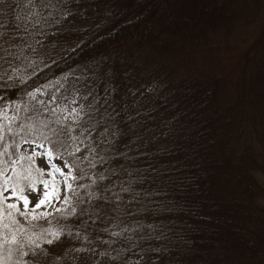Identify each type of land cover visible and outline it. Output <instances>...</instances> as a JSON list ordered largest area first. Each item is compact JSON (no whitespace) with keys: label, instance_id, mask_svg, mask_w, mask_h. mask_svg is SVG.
<instances>
[{"label":"trees","instance_id":"1","mask_svg":"<svg viewBox=\"0 0 264 264\" xmlns=\"http://www.w3.org/2000/svg\"><path fill=\"white\" fill-rule=\"evenodd\" d=\"M22 2L0 0V264H264V0ZM72 107L98 121L81 151L109 133L91 170ZM24 142L98 195L81 174L59 211L7 210L39 173Z\"/></svg>","mask_w":264,"mask_h":264},{"label":"rangeland","instance_id":"2","mask_svg":"<svg viewBox=\"0 0 264 264\" xmlns=\"http://www.w3.org/2000/svg\"><path fill=\"white\" fill-rule=\"evenodd\" d=\"M27 0H23L22 3H25ZM26 2L27 8L35 10V14L38 15L36 20L40 21L43 19V22H47L50 17V12L46 13V10L49 6L48 0H28ZM35 4L37 7H35ZM24 6V4H23ZM25 7V6H24ZM38 9V10H36ZM50 11V8H48ZM40 11V12H37ZM29 13H32L30 10ZM42 27V26H41ZM22 152L31 157L34 167L38 170V174L32 177L34 182L31 186H26L25 190H22L20 193H16V196L12 195L13 190L10 187H6L2 193L3 202L7 206V210L10 209V204H15L16 211L30 214L32 211L37 213H51L57 210L60 206L64 205L67 200V190L68 185V176H62L60 172H55L53 165L56 168H60L62 172L68 173V170L63 167V163L58 159H55L48 152L42 148V146L37 145L33 142H24L22 147ZM27 173L29 172V167L26 166ZM16 182L22 183L23 174L21 170L17 171L15 174ZM67 181V183H65ZM23 184V183H22ZM47 185V188L45 187ZM48 192L50 198L45 200V203L42 204L39 208L34 207V205L44 198V193ZM25 196L28 199V207L25 208L23 200L20 199V196Z\"/></svg>","mask_w":264,"mask_h":264},{"label":"snow or ice","instance_id":"3","mask_svg":"<svg viewBox=\"0 0 264 264\" xmlns=\"http://www.w3.org/2000/svg\"><path fill=\"white\" fill-rule=\"evenodd\" d=\"M71 103L75 104L76 102L72 101ZM90 107L91 106H89V108ZM68 112L71 114L70 118L73 121V123L77 124L76 131H78L80 133V136L69 135L68 131H65V130H62V134L66 135L68 137V139H70L74 142V144H73L74 151L76 153H79V155H80V157H82L83 161L86 162L87 169L91 170L92 168L95 167V164L93 163V161L103 162L104 157L101 155V153L107 151V149L104 147V145H108L109 147L111 146V141H109L107 139V135L109 134L108 130L107 129L104 130V134H102L100 142H98L95 145H90V146L84 147L83 151H81V147L83 146V140H81L80 137L82 136L86 140V139H88V136L90 135V132L87 129H84L83 126L78 123V121L81 118V115L83 114L85 116V122L89 124L90 128L94 127V124L98 123V121H95L94 117L88 116L86 113H84L83 109H81L80 111H77V109L75 107H72L68 110ZM61 113L62 114L64 113V109H61ZM57 119L59 120L60 117H58ZM101 119H103V117H101ZM111 135L115 136L116 133L113 132V133H111ZM62 147H63V145H62ZM85 153H87V155H85ZM63 167L69 168V165L65 164V165H63ZM53 169L55 172H60L62 176L67 175L68 177H71L73 179H78V178H80L81 174H83L84 178L90 182L88 184L81 183V184L77 185V187L84 189V188H90V187L95 186V188H96V191L88 193L89 199L95 197L99 193V189L101 186L97 183V181H102L105 179V177L102 173H98L96 175L95 179H93L92 177H89L87 175V171H85L84 169H81L79 167L76 168L75 172H73L69 168V171L67 174L62 172L60 168H56L55 165H53ZM65 183H67V181H65ZM45 187L47 188L46 184H45ZM128 190L129 189H127V188L122 189V191H128ZM12 195L16 196V192L13 191ZM48 198H50V194L48 192H45L44 198L40 199L34 205V207L39 208L42 204L45 203V200ZM20 199L23 200L24 206H25V208H27L28 207L27 197L22 195V196H20ZM117 199H119V197ZM9 207L15 208L16 205L10 204ZM57 211H59V209H57ZM72 211H75V208H73Z\"/></svg>","mask_w":264,"mask_h":264}]
</instances>
